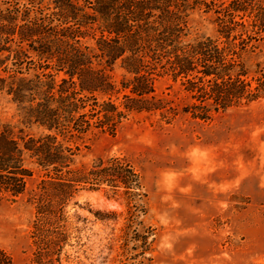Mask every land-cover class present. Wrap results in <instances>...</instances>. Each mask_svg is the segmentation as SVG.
Instances as JSON below:
<instances>
[{"label":"trees","instance_id":"obj_1","mask_svg":"<svg viewBox=\"0 0 264 264\" xmlns=\"http://www.w3.org/2000/svg\"><path fill=\"white\" fill-rule=\"evenodd\" d=\"M4 1L0 92L17 105L23 125L42 133L16 136L13 126L0 123V201L23 194L32 173L24 167L28 156L44 171L33 195L40 241L43 225L60 220L79 187L105 185L113 195L122 188L130 216L144 212L131 163L99 159L88 170L73 169L80 150L74 141L94 129L114 133L132 111L176 115L173 102L155 94L157 78L179 80L197 101L182 112L201 121L264 94V81L256 79L252 87L247 80L244 59L264 38V0H49L48 7L43 0ZM194 9L213 14L215 37L185 41ZM87 36L92 47L82 43ZM117 65L125 73L120 88L110 75ZM31 69L37 73L30 76ZM119 91L128 92L121 105L110 97ZM0 264H12L1 248Z\"/></svg>","mask_w":264,"mask_h":264},{"label":"rangeland","instance_id":"obj_2","mask_svg":"<svg viewBox=\"0 0 264 264\" xmlns=\"http://www.w3.org/2000/svg\"><path fill=\"white\" fill-rule=\"evenodd\" d=\"M187 24L185 41L216 36L212 13L191 10ZM82 43L92 47L94 40L87 36ZM244 59L255 87L256 79L264 81V38ZM110 75L120 88L124 71L117 65ZM154 91L173 102L176 115L132 111L114 133L94 129L74 141L80 150L73 169L88 170L99 159L131 163L145 195L144 212L130 216L122 188L113 195L105 185L79 187L60 220L43 225L40 241L33 195L44 171L25 156L32 173L23 194L0 201V248L12 264H264V94L201 121L182 112L197 101L179 80L159 77ZM127 93L110 97L121 105ZM21 122L17 105L0 92V123L13 126L16 136L42 133Z\"/></svg>","mask_w":264,"mask_h":264}]
</instances>
